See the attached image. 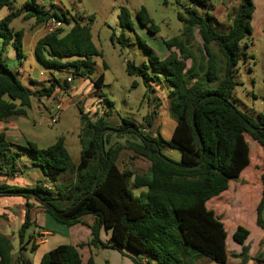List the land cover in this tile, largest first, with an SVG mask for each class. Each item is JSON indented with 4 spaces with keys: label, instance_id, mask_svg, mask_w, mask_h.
<instances>
[{
    "label": "trees",
    "instance_id": "trees-1",
    "mask_svg": "<svg viewBox=\"0 0 264 264\" xmlns=\"http://www.w3.org/2000/svg\"><path fill=\"white\" fill-rule=\"evenodd\" d=\"M174 1L181 9L178 19L183 23V32L189 35L194 29L200 36L199 55L192 49L189 36L186 46L178 38L167 40L165 45L169 53L164 59L143 45L149 56V66L127 63L128 74L140 76L144 83L152 78L160 80L162 74L171 85L170 111L176 118L171 139L166 141L160 134L154 138L145 132L152 127L156 111L144 118L146 127H139L124 118L118 128L111 127L103 117L92 121L81 111L82 150L76 167L63 138H58L47 148L39 149L33 143L27 147L34 158L32 164L42 170L55 190L42 184L33 188L3 184L0 185V196L35 198L52 219L67 227L80 223L84 215H93L97 221L92 227L93 237L86 245L110 247L121 252L127 250L134 255L131 257L134 264H143L145 258L146 264H196L201 258L217 264H247L250 247L246 242L250 231L243 226L235 229L233 241L242 249L237 255L231 253L226 246L225 224L209 202L226 194L230 182L242 177L251 164V142L255 143L254 157L258 152L262 158L256 164L259 181L255 175L252 180L246 179L248 171L242 179L261 187L256 225L264 232V120L257 121L240 112L232 101L238 85L235 75L244 55L241 45L247 46L252 33L250 23L255 6L252 0H239L238 7L227 14L230 30L219 33L210 14L213 10L211 0ZM15 2L0 0V11L9 10V14L0 20V39L3 49L12 43L18 55L23 57L24 31L15 32L10 27L11 22L22 15L21 9L13 10ZM25 2L28 10L25 19H34L36 25H41L54 18L69 26L68 30L49 32L38 40L34 50L37 63L51 75L53 71L72 69L73 75L89 79L101 89L104 74L96 79L91 77L95 65L93 58L99 55L93 43L91 24L84 25L65 12L46 10L37 0ZM137 19L151 33L159 32L144 7ZM118 20L122 29H134L135 21L127 8H121ZM120 40L126 44L124 35ZM177 48H180L179 52ZM57 88L67 91L70 83L55 80L49 87L31 92L0 55V121L27 115L33 97H50ZM109 133L132 134L140 142L127 140L123 145L107 148ZM163 147L180 150V162L165 156ZM123 149L151 165L150 177H139L119 168L118 157ZM16 169V155L0 134V173L10 175ZM73 173L74 178L59 185L63 177ZM142 188L146 191L136 196L134 191ZM26 207L20 229L21 241L31 228L30 205L26 203ZM102 227L111 232L110 245L99 239ZM83 246H59L47 252L40 264H82L78 248ZM35 249L33 244L32 250ZM12 250L11 241L0 233V264H15ZM89 264H93L92 259Z\"/></svg>",
    "mask_w": 264,
    "mask_h": 264
},
{
    "label": "rangeland",
    "instance_id": "rangeland-1",
    "mask_svg": "<svg viewBox=\"0 0 264 264\" xmlns=\"http://www.w3.org/2000/svg\"><path fill=\"white\" fill-rule=\"evenodd\" d=\"M13 10L21 9L22 15L11 22V29L15 32L22 30L25 31L29 25V21L34 19H25L26 7L25 0H15ZM45 6L49 9H55L58 13L62 10L68 13L69 16L75 17L82 24H91L93 43L95 44L99 55L94 57V69L91 77L98 78L100 74H104L106 83L99 89L97 94H89V99L86 101L84 107H80L82 111L93 121L99 117L107 120L109 125L113 128H118L122 124V119H129L139 127H146L144 118L159 110L158 101L155 100L154 91L157 85H163L167 89L172 90L171 85L166 81L164 75H159L160 80L150 79L144 83L140 76H131L127 72V63L131 62L136 66L146 64L149 66V56L144 50L143 45L155 50L158 55L164 59L169 51L165 45L167 40L178 38L182 45L188 44L189 36L191 39L192 49L199 55L201 49V39L198 33L192 29L189 32H183V23L179 21L178 14L180 8L174 0H43ZM127 8L135 21L133 30L122 29L118 20L121 8ZM145 8L153 22L159 27V32L156 34L151 33L148 27H143L137 19V15L142 8ZM9 14V10L4 8L0 11V20ZM28 17V16H27ZM93 20V23L91 21ZM215 29L219 33H227L230 30L231 22L225 18L215 23ZM37 26V25H36ZM35 26L28 31L34 30ZM66 30L69 26L65 27ZM251 35L247 41V46L243 43L242 52L243 56L238 64V72L235 75V80L238 85L236 86L232 101L235 107L242 113L254 117L257 121L264 120V39H260L257 35V23H250ZM124 35L126 44H122L120 37ZM24 38V37H23ZM23 43V42H22ZM186 46V45H185ZM178 52L180 48H177ZM26 49L22 53L25 55ZM0 55L5 61L6 65L12 70L21 81L24 87H31L32 84L23 79L28 80L31 77L33 80L41 78L40 71H47L42 66L31 64L24 57L18 55L17 50L12 43H9L5 49L2 47V40H0ZM188 68H190L191 61H187ZM149 73L152 75L151 69ZM55 80L63 83L67 77L74 78V93L73 98L75 101L81 99L89 90V86L94 88L89 79L73 75L72 69H64L61 71H53L52 74ZM23 77V78H22ZM72 86V87H73ZM49 97H38L32 99V107L27 110V117L30 121L29 124H16L25 127L27 137L35 140L39 148H47L54 144L56 140L49 141V134L61 137L67 136L74 143H78L77 148L70 147L71 155L75 163L80 159L79 138H75L74 134L80 128L81 110L77 106L64 107L60 119L54 124H51V114L54 103L49 100L50 106L45 104L46 99ZM40 100V101H39ZM99 106L97 110H88L91 105ZM166 108L170 111V100L166 103ZM168 104V105H167ZM39 110L43 113L39 114ZM165 110V109H164ZM83 112V113H84ZM96 112V113H94ZM171 117L160 119V136L169 141L173 134L176 118L170 111ZM26 121V122H28ZM172 123V124H171ZM34 132V133H33ZM147 134L148 130H145ZM37 133V134H36ZM50 134V135H51ZM105 133H103L104 135ZM114 133H109L108 137ZM36 135V136H35ZM154 138H158L159 134L152 130L150 134ZM48 136V137H46ZM68 139V140H69ZM69 140V141H70ZM125 137L119 139L124 143ZM255 143L251 142L252 164L246 179L249 180L252 175H255L258 180L260 174L256 164H259L261 159L257 152V157H254ZM162 153L175 162H180L181 151L176 148H162ZM124 169L128 166H124ZM236 181H233L232 188L222 197L209 202V206L213 208L220 219L225 224V229L229 233L228 246L229 250H233L238 244L233 241V233L236 225H241L251 231V237L248 244L253 249L259 244L262 230L256 225V207L261 197V188L254 184H246L241 187L235 188ZM30 230V229H29ZM264 243V242H263ZM26 258L31 264H38V260L42 255L40 251H32V246L28 244L27 251H24ZM40 255V256H39ZM44 256V255H43ZM42 256V257H43ZM39 257V258H37ZM40 259V262L42 260ZM209 261V264H217L216 262L204 258Z\"/></svg>",
    "mask_w": 264,
    "mask_h": 264
},
{
    "label": "crops",
    "instance_id": "crops-1",
    "mask_svg": "<svg viewBox=\"0 0 264 264\" xmlns=\"http://www.w3.org/2000/svg\"><path fill=\"white\" fill-rule=\"evenodd\" d=\"M213 4V10L210 11V14L214 18L213 21L217 23L221 20V18H227V14L230 13L233 9H236L239 5V0H211ZM255 6V12L252 17V22L255 24L257 23V35L260 39H264V0H252ZM38 4L43 6L46 10L49 11H56L54 8L49 9L45 6V3L43 0H37ZM27 9V8H26ZM201 11L204 13L206 10L201 9ZM28 14V10H26ZM57 12V11H56ZM65 12V11H61ZM26 15V13H25ZM29 25L26 27V30L24 31V38H23V49H26V54H23L24 60H28L31 64H34L36 66H39L35 59L34 50L35 46L39 39L44 37L48 32L47 28L45 27V24L41 25H33L32 20L29 21ZM35 24V23H34ZM35 26L34 30L28 31L27 28H31ZM1 40V39H0ZM41 78L38 80H33L31 77H29L28 80L23 79L25 83L29 81L33 86L26 87L31 92H37L43 88L49 87L53 81H55V77H53L48 71H40ZM23 78V77H22ZM72 78V77H67ZM66 79V80H67ZM84 79V78H83ZM95 79V77H94ZM86 80V79H84ZM92 83V81H91ZM106 83V78L104 77V84ZM93 84V83H92ZM74 78L72 82L70 83L71 90L63 91L59 88H57L53 94L50 96H62L64 99V107L68 106H77L79 109L80 107H84L86 101L89 99V94H97L99 89L96 88L94 85V88L92 89L91 86H89V90L87 93H85L83 96H81V99L74 100L75 96L73 97L74 93H71L72 90L77 92V89H74ZM73 86V87H72ZM154 91V97L155 100L158 101L159 110H156V116L153 119L152 127L148 129V133L151 134L152 130H155L158 134H160V125L159 120L163 117L168 118L171 117L169 109L166 108V103L169 100V93L171 90L167 89L163 85H157ZM69 88V89H70ZM38 98V97H34ZM45 104L49 106L48 98H45ZM40 101V100H39ZM168 105V104H167ZM88 110H97L99 109V106L95 107V104L88 107ZM165 109V110H164ZM81 110V109H80ZM82 111V110H81ZM84 112V111H83ZM96 113V112H94ZM40 116L43 115V113L39 110ZM84 114H87L84 112ZM14 119H17L18 124L20 122H23L22 124L30 125V121L27 117L24 116H16L8 118L4 121H0V134L4 135L5 141L10 145V149L12 153H15L16 155V162H17V169L14 174H6L4 172L0 173V185L7 184L9 186H15V187H21V188H33L37 184H42L44 187L55 190V187L53 184L45 177L42 170L34 166L32 163L34 161L33 155L27 150L28 144L33 143L37 148L38 145L35 140H32L31 137H27V133H25L26 128L21 127L16 124V121ZM60 119V117H59ZM28 121V122H26ZM93 121V120H92ZM172 124V123H171ZM174 129L176 127V123H173ZM173 129V130H174ZM81 131H82V124L80 119V128L78 129V132L74 134L75 138H79V147H80V155H81ZM174 132V131H173ZM34 133V132H33ZM37 134V133H36ZM49 134V141H54L58 138L64 139V144L68 150V152L71 155L70 147L77 148L78 143L75 142L71 143V140L69 141L67 139V136L63 135L61 137ZM51 134V135H50ZM173 135V134H172ZM36 136V135H35ZM152 136V135H151ZM125 137L126 140H130L133 142H140V139L132 134H116L114 133L111 136V140L107 143L106 147H110L115 144H124L119 141V139ZM172 137V136H171ZM51 146V145H50ZM42 149V148H39ZM72 157V155H71ZM73 161V157H72ZM80 162V159H79ZM78 163H75L73 161V165L76 167ZM251 164H252V158H251ZM250 164V166H251ZM118 166L122 171H131L134 173V175L139 177L148 178L151 175V165L144 159L136 158L134 157L129 151L123 149L121 150L119 157H118ZM124 166H128V168L124 169ZM249 166V167H250ZM245 169V171L242 173V177H240L235 183V188H239L241 186L244 187L246 184H250V181L243 180V174H246V172H252L251 169ZM75 174H70L68 176H65L61 179L59 185H63L68 179L71 180L74 178ZM233 181L230 182V188H232ZM252 184V183H251ZM248 186V185H246ZM261 188V187H260ZM146 189H137L134 191V194L136 196H139L142 192H145ZM26 203L30 205L29 208V215L31 218V228L27 231L25 238L21 241L20 238V229L24 221V215L25 211L27 210ZM96 217L93 215H84L80 218V223L75 224L71 227H67L64 225H61L57 223L54 219L49 216L44 207L42 206L41 202L36 200L35 198H30L29 200L25 199L23 196H0V233L3 234L5 237H7L13 246L12 250V260L15 264H20L21 262H24L26 264H31V262L26 258L24 251H27V246L30 244L31 246L35 244L36 249L35 251H40V255H45L47 252L62 246V245H72L75 247H79L80 245H84L83 248H78L82 264H89L90 259L93 260V264H134L131 257H134L133 254H131L129 251H119L112 248H106V247H96V246H87L91 239H92V227L96 224ZM241 225H236V228ZM38 227L40 229V232L43 234V237L39 239L38 242L34 239V231ZM235 228V229H236ZM235 231V230H234ZM229 233L227 235L226 240V246L229 250L228 246V240H229ZM251 237V231L250 236ZM99 239L104 244H111V232L109 230H106L104 227L99 229ZM259 244L257 243V246L255 249L250 247L248 244L249 239L246 242V245L250 247L249 251V257L250 260L247 264H264V232L261 233ZM242 247L238 244L233 250H229L233 254H239L241 252ZM33 251V250H32ZM39 255V256H40ZM41 256V257H42ZM40 257V259H41ZM39 258V257H37ZM40 259L37 262L40 264ZM143 264L147 263L146 258L142 260ZM36 264V262L34 263ZM196 264H209V261H207L204 258L199 259Z\"/></svg>",
    "mask_w": 264,
    "mask_h": 264
},
{
    "label": "built area",
    "instance_id": "built-area-1",
    "mask_svg": "<svg viewBox=\"0 0 264 264\" xmlns=\"http://www.w3.org/2000/svg\"><path fill=\"white\" fill-rule=\"evenodd\" d=\"M45 27L47 28L48 32H55L57 30L64 29L66 25L53 18L45 23ZM66 81L68 83H71L72 78H68ZM69 90H71V88ZM49 100H52L54 103V106L52 108L51 120H50L51 124H54L58 121L61 112L64 108V104H63L64 99L62 96H52L48 98V101ZM49 106H50V102H49ZM41 237H43V234L40 232V229L36 227L34 231L35 241L38 242Z\"/></svg>",
    "mask_w": 264,
    "mask_h": 264
},
{
    "label": "water",
    "instance_id": "water-1",
    "mask_svg": "<svg viewBox=\"0 0 264 264\" xmlns=\"http://www.w3.org/2000/svg\"><path fill=\"white\" fill-rule=\"evenodd\" d=\"M103 134V133H102Z\"/></svg>",
    "mask_w": 264,
    "mask_h": 264
}]
</instances>
